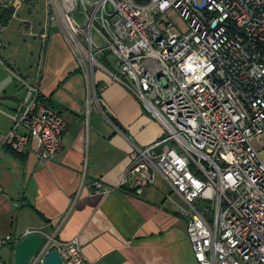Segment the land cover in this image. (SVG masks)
I'll return each instance as SVG.
<instances>
[{"label":"built area","instance_id":"1","mask_svg":"<svg viewBox=\"0 0 264 264\" xmlns=\"http://www.w3.org/2000/svg\"><path fill=\"white\" fill-rule=\"evenodd\" d=\"M50 4L51 21L85 67L88 91L94 94V70L85 63L109 53L117 63L112 79L163 131L154 143L132 148L121 185L140 190L157 175L168 184L184 204L180 215L195 264H264V165L251 146L264 134V0ZM171 12L184 27L173 24ZM25 87L4 144L21 154L35 142L37 160L46 161L60 148L65 122L37 102V87ZM17 242L3 237L0 249ZM50 250L63 264H89L77 238L63 246L45 238L29 264Z\"/></svg>","mask_w":264,"mask_h":264},{"label":"crops","instance_id":"2","mask_svg":"<svg viewBox=\"0 0 264 264\" xmlns=\"http://www.w3.org/2000/svg\"><path fill=\"white\" fill-rule=\"evenodd\" d=\"M20 1L0 0V239L35 231L63 246L77 238L89 264H195L184 204L168 184L157 175L140 190L121 185L132 148L157 141L161 127L112 79L110 63L94 71L89 95L60 30ZM25 84L65 122L59 150L42 162L35 142L21 154L4 144ZM12 248L0 249V264H13Z\"/></svg>","mask_w":264,"mask_h":264},{"label":"rangeland","instance_id":"3","mask_svg":"<svg viewBox=\"0 0 264 264\" xmlns=\"http://www.w3.org/2000/svg\"><path fill=\"white\" fill-rule=\"evenodd\" d=\"M3 1H10V0H3ZM20 1V0H17V2ZM25 2L27 3V5H32V6H37L35 9H37V11H39L38 13H45V16H46V20H47V25H50L52 26V28H56L54 30L50 29L51 33L53 31H57V30H60L62 36H63V33H62V30L59 28L58 24L56 21H51V17L54 16V10H53V7L52 5L50 4V0H25ZM21 3V1H20ZM43 10V11H42ZM44 18V17H43ZM170 20L173 22V24L178 28H182L184 27V25L181 23L180 19L178 18V16L174 13V12H171L170 13ZM75 20L79 23L80 27L81 28H84L85 27V23L83 21V17H82V14L80 12H77V14L75 15ZM80 36V40L82 43H85V39H84V36H82L81 34H79ZM94 37V33L92 35ZM102 60H106V61H109L110 64H112L114 66V69L111 70V72L113 74L117 73L116 72V69H117V63H116V60L115 58L110 55L109 53H106L103 57H100V56H95L94 60L92 62H87L85 63L86 65V69H89V67H91L94 71H95V77H97L101 72L97 69H100L99 68V64L102 65ZM79 65V64H78ZM81 66H79V69L80 71L82 72V75H83V72L85 70V67L82 66V64H80ZM103 74V73H101ZM106 76V75H104ZM84 77V76H83ZM88 89V88H87ZM88 91V90H87ZM88 94L91 95V90L90 92L88 91ZM147 114V113H146ZM149 114H147L148 116ZM150 116V115H149ZM153 122L154 119H153ZM155 124H157L155 122ZM158 125V124H157ZM159 126V125H158ZM160 128V127H159ZM161 130V134H163V131L162 129L160 128ZM251 146L253 147V149L255 150V152L257 153L258 155V158L259 160L261 161V163L264 165V134L261 135L260 137L254 139L251 141ZM196 206L199 207V208H203L205 206H207L206 203L204 202H197L196 203ZM202 214L204 216H208L209 215V212H206L205 210H202Z\"/></svg>","mask_w":264,"mask_h":264},{"label":"water","instance_id":"4","mask_svg":"<svg viewBox=\"0 0 264 264\" xmlns=\"http://www.w3.org/2000/svg\"><path fill=\"white\" fill-rule=\"evenodd\" d=\"M43 243L44 239L35 233L21 238L13 248V264H29ZM39 264H63V262L57 250H50Z\"/></svg>","mask_w":264,"mask_h":264},{"label":"trees","instance_id":"5","mask_svg":"<svg viewBox=\"0 0 264 264\" xmlns=\"http://www.w3.org/2000/svg\"><path fill=\"white\" fill-rule=\"evenodd\" d=\"M137 4H143V3H145L147 0H134ZM1 19H2V17H1ZM0 19V20H1ZM0 24H1V22H0ZM102 65H104V67L107 69V70H109V61H106V60H102ZM37 102L39 103V104H41V105H44V106H46L47 108H51V103H50V100L49 99H45V98H43V97H41V96H38V98H37ZM13 153V152H12ZM15 154V153H14ZM13 249V248H12Z\"/></svg>","mask_w":264,"mask_h":264}]
</instances>
